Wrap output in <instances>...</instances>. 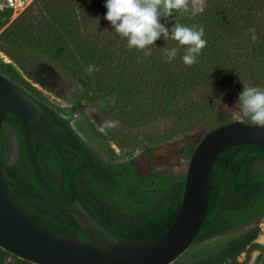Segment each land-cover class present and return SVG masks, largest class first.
<instances>
[{"label":"trees","instance_id":"1","mask_svg":"<svg viewBox=\"0 0 264 264\" xmlns=\"http://www.w3.org/2000/svg\"><path fill=\"white\" fill-rule=\"evenodd\" d=\"M34 0L10 20L0 11V72L32 96L84 148L61 139L41 142L30 134L36 167L46 186L67 202L79 199L111 233L142 239L164 232L179 209L185 174L156 170L141 183L130 160L108 161L69 120L33 92L29 66L53 67L70 80L77 101L136 133L142 153L161 138L188 139L230 120L228 104L264 109V0ZM254 110V109H253ZM164 122L167 127L158 130ZM17 130L18 161L3 158L4 125ZM113 131H116L113 130ZM119 134H117L118 136ZM181 139V140H182ZM198 140L187 142L190 157ZM0 160L20 185L40 188L30 164L19 118L2 124ZM35 219L64 234L88 235L64 209L35 193L9 186ZM264 216V147L238 144L222 150L211 172L209 201L192 241L248 225ZM260 249L264 246L256 244Z\"/></svg>","mask_w":264,"mask_h":264},{"label":"water","instance_id":"2","mask_svg":"<svg viewBox=\"0 0 264 264\" xmlns=\"http://www.w3.org/2000/svg\"><path fill=\"white\" fill-rule=\"evenodd\" d=\"M8 112L22 125L30 164L38 190L17 183L0 160V247L39 264H169L192 244L208 206L211 172L218 154L233 145L264 147V124L233 120L205 132L194 147L185 171L184 187L177 214L161 234L142 239L117 236L99 223L79 199L67 202L44 183L34 162L30 142L65 139L82 145L32 96L0 72V137ZM9 186L35 193L68 212L87 233L82 239L45 225L26 212L15 200Z\"/></svg>","mask_w":264,"mask_h":264},{"label":"rangeland","instance_id":"3","mask_svg":"<svg viewBox=\"0 0 264 264\" xmlns=\"http://www.w3.org/2000/svg\"><path fill=\"white\" fill-rule=\"evenodd\" d=\"M202 0H189L192 8H198ZM17 15H12L10 20ZM0 58L10 61L0 52ZM31 78H25L37 88L33 94L42 102L69 120L77 134L90 145L101 157L108 161L130 160L141 183H145L154 171L173 172L178 176L185 174L189 157L181 155L187 142L198 140L199 133L188 139L169 135L149 143L159 147L151 156L142 153L141 143L136 140V133L127 130L118 131L114 122L105 118L88 105L77 101L76 93L70 80L58 73L50 65L35 61L29 66ZM254 109V110H253ZM251 111H244L236 106L223 105L220 110L230 120H241L247 123L264 124V109L254 106ZM167 125L160 122L158 130ZM116 131H113L115 130ZM117 134H119L117 136ZM3 158L6 163L18 161L17 130L5 124L2 132ZM182 139V140H181ZM141 140V139H140ZM264 231V216L243 227L227 231L217 236L191 244L169 264H264V246L260 235ZM0 264H39L21 258L0 247Z\"/></svg>","mask_w":264,"mask_h":264},{"label":"built area","instance_id":"4","mask_svg":"<svg viewBox=\"0 0 264 264\" xmlns=\"http://www.w3.org/2000/svg\"><path fill=\"white\" fill-rule=\"evenodd\" d=\"M34 0H0V11H9L12 15H18L28 8Z\"/></svg>","mask_w":264,"mask_h":264},{"label":"bare ground","instance_id":"5","mask_svg":"<svg viewBox=\"0 0 264 264\" xmlns=\"http://www.w3.org/2000/svg\"><path fill=\"white\" fill-rule=\"evenodd\" d=\"M260 240L264 241V231H263V233L260 235Z\"/></svg>","mask_w":264,"mask_h":264}]
</instances>
